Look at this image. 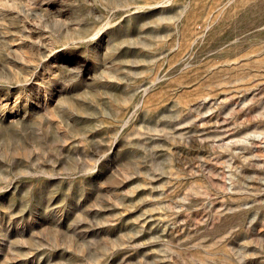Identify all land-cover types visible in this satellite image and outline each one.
<instances>
[{"label": "rangeland", "instance_id": "1", "mask_svg": "<svg viewBox=\"0 0 264 264\" xmlns=\"http://www.w3.org/2000/svg\"><path fill=\"white\" fill-rule=\"evenodd\" d=\"M0 264H264V0H0Z\"/></svg>", "mask_w": 264, "mask_h": 264}]
</instances>
